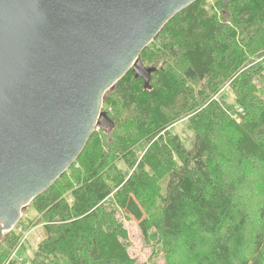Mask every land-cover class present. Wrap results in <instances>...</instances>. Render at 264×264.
I'll return each mask as SVG.
<instances>
[{"label":"trees","instance_id":"1","mask_svg":"<svg viewBox=\"0 0 264 264\" xmlns=\"http://www.w3.org/2000/svg\"><path fill=\"white\" fill-rule=\"evenodd\" d=\"M141 59L157 67L151 88L131 69L106 92L114 129H96L32 200L0 264H20L11 255L38 226L27 264H140L123 222L130 196L150 226L147 264H264V0H197ZM184 119L185 139L172 130Z\"/></svg>","mask_w":264,"mask_h":264},{"label":"water","instance_id":"2","mask_svg":"<svg viewBox=\"0 0 264 264\" xmlns=\"http://www.w3.org/2000/svg\"><path fill=\"white\" fill-rule=\"evenodd\" d=\"M197 0H0V243L28 205L112 131L108 90Z\"/></svg>","mask_w":264,"mask_h":264},{"label":"rangeland","instance_id":"3","mask_svg":"<svg viewBox=\"0 0 264 264\" xmlns=\"http://www.w3.org/2000/svg\"><path fill=\"white\" fill-rule=\"evenodd\" d=\"M225 89L226 88L222 89L215 98H219V94L222 91H225ZM227 90L228 88L226 91ZM233 99L234 94L229 92L228 101L233 102ZM239 110L241 111L242 109L240 108ZM186 124L187 120L184 119L172 128V130L181 135L183 139L187 138L190 134ZM120 166L126 169L122 162L120 163ZM125 212L127 217L123 218V222L129 231V253L133 258H136L140 264H147L149 256L152 252L148 238L150 226L147 223V215L133 196L128 197ZM35 214L36 211L32 207H27L22 213V217L20 219L21 222L19 223H22V226L26 225L25 223L33 218ZM41 236L42 228L40 226L33 229L30 228L28 230H23L22 240L19 243L18 248L12 253L11 258L17 259L20 264H27L30 257L33 256ZM159 264H165L164 259L160 258Z\"/></svg>","mask_w":264,"mask_h":264}]
</instances>
